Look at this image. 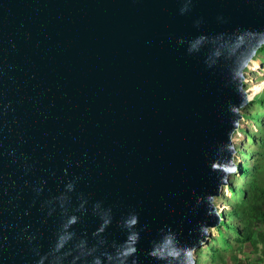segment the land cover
Listing matches in <instances>:
<instances>
[{
  "label": "water",
  "instance_id": "obj_1",
  "mask_svg": "<svg viewBox=\"0 0 264 264\" xmlns=\"http://www.w3.org/2000/svg\"><path fill=\"white\" fill-rule=\"evenodd\" d=\"M263 47L264 0H0V264H197Z\"/></svg>",
  "mask_w": 264,
  "mask_h": 264
},
{
  "label": "trees",
  "instance_id": "obj_2",
  "mask_svg": "<svg viewBox=\"0 0 264 264\" xmlns=\"http://www.w3.org/2000/svg\"><path fill=\"white\" fill-rule=\"evenodd\" d=\"M258 57L264 68V47ZM244 120L255 128L240 129L247 138L238 146V157L245 161L239 166L240 178L229 186L231 197L223 198L228 207L224 222L218 235L197 252V264H242L246 249L252 257L244 264H264V91L245 109Z\"/></svg>",
  "mask_w": 264,
  "mask_h": 264
},
{
  "label": "rangeland",
  "instance_id": "obj_3",
  "mask_svg": "<svg viewBox=\"0 0 264 264\" xmlns=\"http://www.w3.org/2000/svg\"><path fill=\"white\" fill-rule=\"evenodd\" d=\"M259 57L257 59H255L254 61V65H251V70L253 71H249V74L248 77H249V82L247 85H246V90H250V95L251 97H256L259 93L263 92L264 91V85H263V81L264 79L262 78L263 77V74H264V68L261 64V61H259ZM258 70V72L255 73V71ZM245 127H248V128H255L253 124H251L250 121H246L244 120L241 124V128H245ZM246 137L241 133V132H238L235 136V142H236V146H237V151H238V146L239 147H242L241 146V143L243 140L246 141ZM237 164L238 165H242L245 161L243 159H241L240 157H237ZM251 165V163H250ZM235 178H240V175H237L235 176L232 180H231V184L234 182L233 180ZM236 180V179H235ZM241 182V181H240ZM241 185L240 186H245V182L242 181L240 183ZM234 185V184H233ZM231 195H230V192H229V188H227L224 192V197H222L221 199H218L216 200V207L218 209V211L220 213H224L226 210H228V207L224 204V201H223V198H227V199H230ZM214 236H217L218 235V231L215 230L213 232ZM204 247V246H203ZM237 254V253H236ZM242 259H241V262L242 264L246 263V259L252 257V255H250V250L249 249H246L245 250V253L244 255L241 256ZM226 264H233L232 261L228 260V262Z\"/></svg>",
  "mask_w": 264,
  "mask_h": 264
},
{
  "label": "built area",
  "instance_id": "obj_4",
  "mask_svg": "<svg viewBox=\"0 0 264 264\" xmlns=\"http://www.w3.org/2000/svg\"><path fill=\"white\" fill-rule=\"evenodd\" d=\"M251 65H253V63H251ZM249 71L251 72V71H253V70H251V66L248 68V70H247V72H246V80H245V84L247 85L249 82H251V81H249V77H248V75L249 74H251V73H249ZM256 72H258V70H256L255 71V73ZM263 79H264V74H263V77H262ZM263 85H264V81H263ZM264 88V87H263ZM247 92L249 93V95H250V90L248 89L247 90ZM251 96V95H250Z\"/></svg>",
  "mask_w": 264,
  "mask_h": 264
},
{
  "label": "clouds",
  "instance_id": "obj_5",
  "mask_svg": "<svg viewBox=\"0 0 264 264\" xmlns=\"http://www.w3.org/2000/svg\"><path fill=\"white\" fill-rule=\"evenodd\" d=\"M131 251H132V252H134V251H135V249H131ZM151 255H152V253H151ZM186 255H188V256H191V255H192V253L189 251V252H187V253H186Z\"/></svg>",
  "mask_w": 264,
  "mask_h": 264
},
{
  "label": "bare ground",
  "instance_id": "obj_6",
  "mask_svg": "<svg viewBox=\"0 0 264 264\" xmlns=\"http://www.w3.org/2000/svg\"><path fill=\"white\" fill-rule=\"evenodd\" d=\"M255 63H253V65H254ZM251 97V96H250Z\"/></svg>",
  "mask_w": 264,
  "mask_h": 264
}]
</instances>
